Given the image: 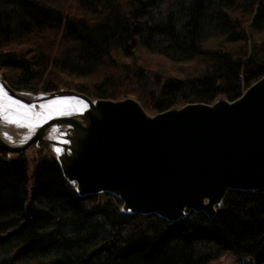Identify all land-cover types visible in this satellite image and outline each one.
<instances>
[{"label":"trees","instance_id":"obj_1","mask_svg":"<svg viewBox=\"0 0 264 264\" xmlns=\"http://www.w3.org/2000/svg\"><path fill=\"white\" fill-rule=\"evenodd\" d=\"M0 0V71L15 90L66 86L97 98L135 97L150 112L234 100L264 75V0ZM219 40L217 49L204 40ZM25 50L17 47L30 42ZM144 47L197 59L184 78L117 60ZM0 152V264H209L226 253L264 263V189L229 191L213 217L176 222L124 214L111 194L80 197L48 144Z\"/></svg>","mask_w":264,"mask_h":264},{"label":"water","instance_id":"obj_2","mask_svg":"<svg viewBox=\"0 0 264 264\" xmlns=\"http://www.w3.org/2000/svg\"><path fill=\"white\" fill-rule=\"evenodd\" d=\"M0 90L28 107L61 106L19 145L1 135L0 152L23 153L45 142L80 197L111 194L124 214L169 222L190 212L211 218L229 191L264 189V75L234 100L187 103L153 115L131 97L93 98L68 88L23 94L1 74ZM52 131L55 136L46 137Z\"/></svg>","mask_w":264,"mask_h":264},{"label":"rangeland","instance_id":"obj_3","mask_svg":"<svg viewBox=\"0 0 264 264\" xmlns=\"http://www.w3.org/2000/svg\"><path fill=\"white\" fill-rule=\"evenodd\" d=\"M55 1L58 3L63 2L62 4L57 5L59 8H63L66 12L70 14L78 15V11L73 10L75 6L73 5L71 0H55ZM32 44H33V39L30 40V42L28 43L18 46L17 48L19 50L27 51V49H29V47ZM204 47H207L210 49H217L219 47V40L214 39V38H208L204 40ZM117 60L122 63L129 64L132 66L142 67L147 71L160 72L166 76L177 77V78H184L189 74H193L197 72L198 67L200 66L202 67V65L197 59H190V60H184V61H173L166 56H163L157 52L149 51L144 47H139L136 50H134L132 56L130 57L118 56ZM0 74L3 76V73L1 71H0ZM58 77H61L66 82V86H60L57 88L70 89L75 84H82V83L88 82V80L83 77H80V78L74 77L73 75H67L65 72L64 73L61 72L60 74H58ZM46 78H47V75L44 79L38 82V86L36 87V90L22 89V90H17V91L23 94H32V95H36L37 92H50V91H43L42 89L44 80ZM51 91H54V90H51ZM7 97L0 96V124L4 122H8L6 124L15 125L17 127L18 125L26 123L28 116L33 117L36 114H41L42 111L44 110L43 107L46 106V104H39V105L37 104L35 106L28 107L25 104H22L18 101L16 102L12 99H9V97L8 98ZM127 97L135 98L133 96H126L121 99H124ZM216 98H225V97L217 96ZM175 107H180V106H175ZM145 110L147 113L151 115L155 114V112H150L147 109ZM0 127L2 128L3 124L0 125ZM33 145H36V144H33ZM33 145L28 147L27 150L24 151L23 153H26L28 156H32L33 151H34ZM50 148L51 147L48 144V150L51 152ZM15 154L17 153L9 154V156H13ZM209 264H255V263H254V260L250 257L237 258L233 256L232 254L226 253L223 256H221L219 259L214 260L210 262Z\"/></svg>","mask_w":264,"mask_h":264},{"label":"bare ground","instance_id":"obj_4","mask_svg":"<svg viewBox=\"0 0 264 264\" xmlns=\"http://www.w3.org/2000/svg\"><path fill=\"white\" fill-rule=\"evenodd\" d=\"M0 96L1 95V90H0ZM60 105H58V103H54V102H49V104H46V106L43 107V111L41 114H36L33 117L32 116H28L26 123L19 125L18 128L14 129L10 126L13 125H9L6 124L8 122H4L2 130H0V136L2 137V139H4L7 142H14L16 144H21L23 143L32 133V131L35 129L36 126H34L35 124H40L42 123V121L48 116L49 118L51 117V115H54L56 113H60ZM1 124V125H2ZM11 134V136L9 137L8 135L4 134ZM55 136L54 132L52 131L51 133H49L46 137L49 138H53ZM14 138V139H11ZM15 144V145H16Z\"/></svg>","mask_w":264,"mask_h":264},{"label":"snow or ice","instance_id":"obj_5","mask_svg":"<svg viewBox=\"0 0 264 264\" xmlns=\"http://www.w3.org/2000/svg\"><path fill=\"white\" fill-rule=\"evenodd\" d=\"M58 154H59V150H57Z\"/></svg>","mask_w":264,"mask_h":264}]
</instances>
